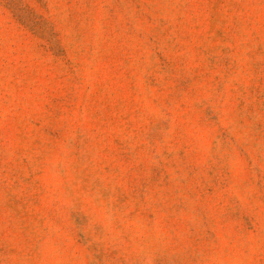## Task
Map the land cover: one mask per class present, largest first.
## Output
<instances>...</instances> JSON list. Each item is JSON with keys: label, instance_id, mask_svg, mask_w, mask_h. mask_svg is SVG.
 I'll return each mask as SVG.
<instances>
[{"label": "rangeland", "instance_id": "rangeland-1", "mask_svg": "<svg viewBox=\"0 0 264 264\" xmlns=\"http://www.w3.org/2000/svg\"><path fill=\"white\" fill-rule=\"evenodd\" d=\"M0 264H264V0H0Z\"/></svg>", "mask_w": 264, "mask_h": 264}]
</instances>
